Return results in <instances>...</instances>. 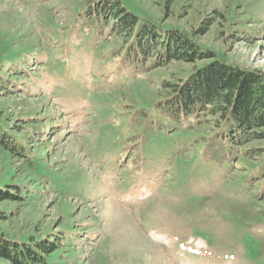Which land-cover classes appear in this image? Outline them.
<instances>
[{
    "label": "rangeland",
    "instance_id": "1",
    "mask_svg": "<svg viewBox=\"0 0 264 264\" xmlns=\"http://www.w3.org/2000/svg\"><path fill=\"white\" fill-rule=\"evenodd\" d=\"M85 4L0 0V190L20 192L0 239L50 243L46 264H264V140L233 156L217 118L192 131L153 107L215 61L264 78V0H115L201 53L154 68Z\"/></svg>",
    "mask_w": 264,
    "mask_h": 264
},
{
    "label": "trees",
    "instance_id": "2",
    "mask_svg": "<svg viewBox=\"0 0 264 264\" xmlns=\"http://www.w3.org/2000/svg\"><path fill=\"white\" fill-rule=\"evenodd\" d=\"M84 1L88 9L93 8L102 14L105 21L112 22L115 35L123 36L126 39V44H122L126 47L124 52L130 53L132 50L136 55L138 54L137 58L140 61L147 63L151 68L163 65L176 57L192 62L196 55L201 54L189 37L186 39L178 31L171 33L164 27L161 31L152 29L149 27V23H145L146 21H137L136 16L131 12L122 13L121 9L114 5L115 0ZM209 25L207 24V26ZM163 30L167 32L165 33ZM206 30V28H202L199 30V34H204ZM159 40L166 41V43L157 49L156 44L159 43ZM190 50L194 52L192 57ZM162 51L164 52L162 53ZM21 72L24 73H16L13 78L18 80L19 76L30 75L27 71ZM170 89L168 97L158 100L153 104V107L163 112L165 119L173 127H186L193 131L205 113L209 118H217L218 123L210 128L209 132L227 146L226 153L237 157L248 158L245 155L247 152H242L239 148L243 144H250L254 140H264V78L257 73L230 69L215 61L207 70L200 72L189 82L172 86ZM7 138V131L0 127L1 148H5L6 152L14 156L11 145L12 143L16 144L9 142ZM18 146L20 147V145ZM187 146L194 148L196 144L191 141V144L187 143ZM17 154L18 159H21L20 167L22 169L18 176L24 175L33 178V180L37 177L42 179L34 171V166H31L30 162H23L27 153L23 154L22 151H18ZM12 194L18 198L11 196ZM19 196L20 192L15 187L0 190V201H12L13 198H16L15 201H17ZM19 244L15 241L0 239V258L6 259L11 264H46L48 254L55 252L50 243ZM23 245L26 246V249L21 248Z\"/></svg>",
    "mask_w": 264,
    "mask_h": 264
}]
</instances>
